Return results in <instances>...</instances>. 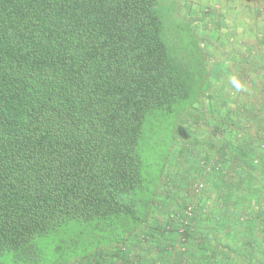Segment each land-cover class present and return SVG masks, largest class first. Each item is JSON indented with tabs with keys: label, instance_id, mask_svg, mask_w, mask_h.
<instances>
[{
	"label": "trees",
	"instance_id": "obj_1",
	"mask_svg": "<svg viewBox=\"0 0 264 264\" xmlns=\"http://www.w3.org/2000/svg\"><path fill=\"white\" fill-rule=\"evenodd\" d=\"M158 1L0 0V264H100L146 221L145 121L188 93Z\"/></svg>",
	"mask_w": 264,
	"mask_h": 264
},
{
	"label": "crops",
	"instance_id": "obj_2",
	"mask_svg": "<svg viewBox=\"0 0 264 264\" xmlns=\"http://www.w3.org/2000/svg\"><path fill=\"white\" fill-rule=\"evenodd\" d=\"M222 12L224 54L212 60L224 67L187 124L191 151L169 170L144 229L104 264H264V0H225ZM188 203L194 215L180 234L171 215Z\"/></svg>",
	"mask_w": 264,
	"mask_h": 264
},
{
	"label": "rangeland",
	"instance_id": "obj_3",
	"mask_svg": "<svg viewBox=\"0 0 264 264\" xmlns=\"http://www.w3.org/2000/svg\"><path fill=\"white\" fill-rule=\"evenodd\" d=\"M224 1H158L157 9L163 21V39L171 56L179 65L183 80L188 83V93L186 99L175 104L171 110L153 111L147 115L144 134L139 145L144 174L143 186L137 193L140 204H143L145 200H149L150 197L152 202L160 199L169 170L174 168L173 165L175 163L184 160V153L191 151L192 140L189 135L193 134L194 129L187 124H192V120L198 115L199 102L202 101V104L206 103L205 99L207 97L205 96L212 87L210 74L217 65L220 67H218L219 70L224 67L223 63L215 64L212 60L216 49L224 54L225 21L222 17ZM221 26L223 27L222 29H220ZM214 33H217L216 37L218 39L216 40L218 45L221 44V46L214 47L212 45L214 42H212L211 37L215 36ZM182 206V208H185L187 204H182ZM150 208L151 205L149 210ZM193 209L195 210L194 207ZM144 227V224H140V227L135 232H140ZM133 234L131 236H134ZM128 237L117 244L114 249L119 248L122 250L127 248ZM50 243V238L42 240L41 253L51 258ZM108 254L104 255L107 256ZM104 263L105 261H101L100 264Z\"/></svg>",
	"mask_w": 264,
	"mask_h": 264
},
{
	"label": "built area",
	"instance_id": "obj_4",
	"mask_svg": "<svg viewBox=\"0 0 264 264\" xmlns=\"http://www.w3.org/2000/svg\"><path fill=\"white\" fill-rule=\"evenodd\" d=\"M255 162H257V160H255ZM213 165H214V162H211L210 164L207 165V169L212 170ZM198 188H203V184H199ZM182 207H184V206H182ZM182 207H181V211H178L177 213H174L171 215L172 218H174L176 220L178 219L180 224H181L179 229H178L180 234L184 233V231L187 227V224L189 223V219L194 215V210H193V207L191 206V204H187V206L185 208H182Z\"/></svg>",
	"mask_w": 264,
	"mask_h": 264
},
{
	"label": "clouds",
	"instance_id": "obj_5",
	"mask_svg": "<svg viewBox=\"0 0 264 264\" xmlns=\"http://www.w3.org/2000/svg\"><path fill=\"white\" fill-rule=\"evenodd\" d=\"M232 84L234 85V87L236 89H240L241 88V84L235 78H232Z\"/></svg>",
	"mask_w": 264,
	"mask_h": 264
}]
</instances>
